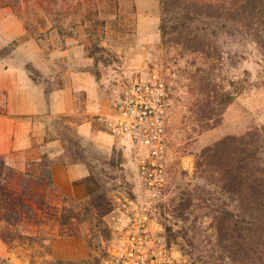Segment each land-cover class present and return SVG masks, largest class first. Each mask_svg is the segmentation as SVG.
Wrapping results in <instances>:
<instances>
[{
    "label": "rangeland",
    "instance_id": "1",
    "mask_svg": "<svg viewBox=\"0 0 264 264\" xmlns=\"http://www.w3.org/2000/svg\"><path fill=\"white\" fill-rule=\"evenodd\" d=\"M161 20L160 0H16L14 6L0 7V146L4 133L18 141L30 127L36 154L84 163L90 172L78 198L55 196L56 208L45 211L39 224L16 227L32 239L1 240L6 255L0 256V264H112L118 236L143 217L151 232L171 247L173 264H191L179 250L183 240L169 242L166 227L175 232L192 222L177 221L169 206L183 190L203 186L194 172L204 147L264 127V57L247 36L227 39L224 49L235 59L228 72L215 68L217 82L232 80L241 92L226 106L218 125L201 131L207 124L201 107L208 91L201 84L208 61L163 44ZM126 56L143 64L124 73ZM153 72L167 89V150L159 190L139 178L140 152L112 135L105 115L92 114L87 103L96 91L116 100L135 77ZM7 158L21 168L27 160L18 150ZM100 189L111 208L101 217L94 208L91 213L84 209ZM208 225L209 220L199 218L196 239L205 249L201 256L206 264H221L215 231ZM69 250L87 254L67 258Z\"/></svg>",
    "mask_w": 264,
    "mask_h": 264
},
{
    "label": "trees",
    "instance_id": "2",
    "mask_svg": "<svg viewBox=\"0 0 264 264\" xmlns=\"http://www.w3.org/2000/svg\"><path fill=\"white\" fill-rule=\"evenodd\" d=\"M160 2L163 44L201 55L208 61L207 76L201 84L208 91L201 107L202 120L207 124L201 131L208 130L219 124L226 106L241 92L232 80L225 85L217 82L215 68L221 73L228 72L235 59L232 51L224 49L227 39L247 36L264 57V0ZM15 3L16 0H0V7ZM58 163L42 154L38 161L18 168L0 156L2 241L32 239L17 226L22 222L39 224L45 211L56 208L52 203L57 190L52 167ZM194 173L204 182L201 189L197 186L183 190L169 206L177 221L192 223L175 232L172 227H166L168 241L180 237L183 243H179V250L190 258L191 264H206L201 256L205 249L196 239L197 222L204 218L209 220L208 230L215 231L221 264H264V127L239 136L227 135L204 147L195 162ZM210 187H216L215 191ZM198 201L200 214L195 210ZM93 208L99 217L111 211L104 189L94 192L84 204L89 213ZM10 228L17 230L13 232Z\"/></svg>",
    "mask_w": 264,
    "mask_h": 264
},
{
    "label": "built area",
    "instance_id": "3",
    "mask_svg": "<svg viewBox=\"0 0 264 264\" xmlns=\"http://www.w3.org/2000/svg\"><path fill=\"white\" fill-rule=\"evenodd\" d=\"M166 105V85L153 72L146 78L135 77L124 95L113 101L112 112L106 117L110 133L140 152L139 178L155 190L164 181ZM116 246L112 264H173L171 247L151 232L146 217L133 220L118 236Z\"/></svg>",
    "mask_w": 264,
    "mask_h": 264
},
{
    "label": "crops",
    "instance_id": "4",
    "mask_svg": "<svg viewBox=\"0 0 264 264\" xmlns=\"http://www.w3.org/2000/svg\"><path fill=\"white\" fill-rule=\"evenodd\" d=\"M128 56V54H127ZM125 59V65L123 67V72L132 73L136 68H139L143 64V61L140 59V61L133 60L131 58L133 57H127ZM139 59V58H138ZM93 97L88 101L90 111L92 114L95 113H101L102 115H105V118L112 112V103H113V97L108 96L106 94L95 93L92 94ZM115 95V94H114ZM115 97V96H114ZM65 109V108H64ZM4 142L3 145L0 146V156H4L7 162L13 166V163H11L8 158L7 154H9L11 151L18 150L22 151L25 155V158L27 159L24 167L29 162L38 161L41 158L42 154H36V152L33 149V143H32V135H31V128L29 127L27 132L23 133V136L20 137V139L17 141V139H12L11 133H4ZM77 166H79L77 168ZM18 168H21L19 166H16ZM22 167V168H24ZM52 176L53 181L55 185L57 186V190L55 192L56 197L58 198L60 195L62 197H68V198H78L79 195H81V191L87 187L86 182L88 181V178L90 176V172L85 166L84 163H62L59 162L57 165H54L52 167ZM84 181V182H83ZM154 224V222H152ZM155 226L159 227V224L155 221ZM81 255L87 254L83 250H80ZM80 253H77L74 250H69L65 252V257L71 258V257H77V254L80 255ZM6 255V248L3 246L1 239H0V256ZM83 257V256H81Z\"/></svg>",
    "mask_w": 264,
    "mask_h": 264
},
{
    "label": "water",
    "instance_id": "5",
    "mask_svg": "<svg viewBox=\"0 0 264 264\" xmlns=\"http://www.w3.org/2000/svg\"><path fill=\"white\" fill-rule=\"evenodd\" d=\"M123 153H124V152H123V150H122V155H123Z\"/></svg>",
    "mask_w": 264,
    "mask_h": 264
}]
</instances>
